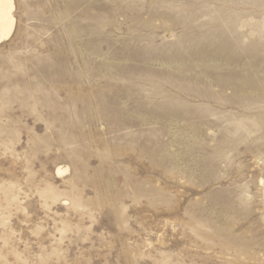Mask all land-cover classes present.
I'll use <instances>...</instances> for the list:
<instances>
[{
	"label": "rangeland",
	"instance_id": "obj_1",
	"mask_svg": "<svg viewBox=\"0 0 264 264\" xmlns=\"http://www.w3.org/2000/svg\"><path fill=\"white\" fill-rule=\"evenodd\" d=\"M14 3L0 264H264V0Z\"/></svg>",
	"mask_w": 264,
	"mask_h": 264
},
{
	"label": "bare ground",
	"instance_id": "obj_2",
	"mask_svg": "<svg viewBox=\"0 0 264 264\" xmlns=\"http://www.w3.org/2000/svg\"><path fill=\"white\" fill-rule=\"evenodd\" d=\"M15 11V3H14V0H0V43L8 40L13 31H14V24H15V18H14V13ZM260 37V36H259ZM256 39V38H254ZM264 39V38H262ZM260 40V38H259ZM251 43V42H250ZM261 44V41L259 42ZM254 44V42H253ZM256 44V42H255ZM254 44V45H255ZM250 45V44H249ZM256 46V45H255ZM262 46V45H261ZM257 48V47H256ZM258 50V49H257ZM262 54V53H261ZM248 55V54H247ZM256 58V57H255ZM257 59V58H256ZM253 61V60H252ZM250 64V63H249ZM257 66V65H256ZM264 66V65H263ZM258 68V66H257ZM264 70V69H263ZM253 76V75H252ZM264 78V77H263ZM240 82L242 85H245L246 86V89L244 90H247V92H249L250 94L254 93L255 92H260L261 93V88L263 87V84H264V79L263 81L261 79H249L248 77L247 78H244L243 79V82L241 80V77L239 78ZM240 85V84H239ZM238 85V87H239ZM244 87V86H242ZM236 89V88H235ZM240 91V90H239ZM238 91V92H239ZM263 91V90H262ZM262 94V93H261ZM248 95V94H247ZM259 95V94H257ZM259 97V96H258ZM257 97V98H258ZM237 101V100H236ZM241 102V101H240ZM239 103V102H238ZM249 106V105H248ZM240 132V131H238ZM59 172L61 173V170H59Z\"/></svg>",
	"mask_w": 264,
	"mask_h": 264
}]
</instances>
